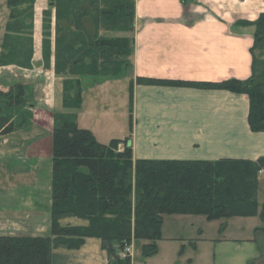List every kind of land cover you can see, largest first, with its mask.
Wrapping results in <instances>:
<instances>
[{
	"label": "trees",
	"instance_id": "trees-1",
	"mask_svg": "<svg viewBox=\"0 0 264 264\" xmlns=\"http://www.w3.org/2000/svg\"><path fill=\"white\" fill-rule=\"evenodd\" d=\"M184 1V0H183ZM9 15L1 40L0 66L30 68L33 52V0H5ZM25 5L26 7L21 8ZM51 50V12L42 16V61L62 77V105L78 109L82 80L118 78L132 68V38L99 36L101 25L132 31L134 0H55ZM250 76L221 82H191L136 78V84L218 89L248 98L247 122L252 132L264 131V12L253 22ZM130 85L128 131L131 132ZM29 86L14 83L0 91V135L24 127L32 118ZM51 133L50 236H0V264H70L56 252L80 249L88 238L98 239L108 264H131L129 255L112 259L134 240L143 241L144 258L158 252L164 215H202L207 220L252 217L264 223V203L258 209L257 160L133 159L124 139L99 143L80 128L74 114L53 112ZM123 145L122 150L118 145ZM76 218L82 226L61 225ZM224 224L221 229L224 228ZM264 234V227L256 229ZM246 264H256L254 260Z\"/></svg>",
	"mask_w": 264,
	"mask_h": 264
},
{
	"label": "crops",
	"instance_id": "crops-1",
	"mask_svg": "<svg viewBox=\"0 0 264 264\" xmlns=\"http://www.w3.org/2000/svg\"><path fill=\"white\" fill-rule=\"evenodd\" d=\"M40 10L41 14V6ZM250 11H243L234 0L185 4L178 0H134L133 30L127 34L132 38V68L118 78L82 80L81 105L71 112L77 125L90 130L103 144L100 137L108 138L109 143L115 139L112 135L118 136L116 139L129 136L133 159L254 161L264 157V131L255 133L249 129L245 95L135 83L136 78L213 83L247 79L252 34L251 30L244 33L233 23L254 19L256 9ZM37 17L41 22V15ZM37 19L31 67L0 66V91L6 92L16 81L29 86L34 100L32 118L24 127L0 135V183L9 188L6 194L0 190V236L50 234L52 113L70 112H65L69 109L62 105L63 78L54 73L53 53L49 67L43 66ZM40 22L38 26L42 28ZM51 29L52 50L53 22ZM131 83L129 133L123 119L129 115ZM119 121L124 125L110 131V126L116 128ZM261 227L264 223L254 228L257 235L253 237L222 235L217 239L252 241L257 247L259 244L260 255L264 234L256 229ZM260 262L264 264V258Z\"/></svg>",
	"mask_w": 264,
	"mask_h": 264
},
{
	"label": "rangeland",
	"instance_id": "rangeland-1",
	"mask_svg": "<svg viewBox=\"0 0 264 264\" xmlns=\"http://www.w3.org/2000/svg\"><path fill=\"white\" fill-rule=\"evenodd\" d=\"M190 2H196V0H178L179 4H185ZM236 3L242 5L243 11L244 8L247 10L256 9V17L252 20L247 19H238L233 23V26L241 28L244 33L251 30L253 32V27L248 25L238 24L239 21L243 22H253L257 19L260 13L264 12V0H234ZM54 2L55 0H33L32 4V25H33V34H34V22H36L37 16L41 15V22L43 12L49 10L51 12V21L54 23ZM5 0H0V45L2 40V35L4 33V27L6 20L9 15L8 8L5 5ZM40 4V5H39ZM227 4L226 8H229L230 5ZM260 5V6H259ZM40 6L43 8V11L40 14ZM259 6V7H257ZM26 7L25 5L21 8ZM227 10V9H226ZM229 10V9H228ZM227 10V11H228ZM231 10V9H230ZM251 12V11H250ZM238 14V13H237ZM241 14V15H240ZM240 16H243L240 13ZM53 19V20H52ZM40 19H37V30L36 33L42 32V28L38 26ZM40 24L42 25V23ZM51 22V26H52ZM134 22V20H133ZM99 28V36L106 38L113 37H129L127 34L131 33L130 31H121L116 29V27L107 25H101ZM232 26V27H233ZM40 31V32H39ZM233 31V29H232ZM33 37V35H32ZM131 57V56H130ZM129 57V59H130ZM131 61V60H130ZM131 69H127L123 75H125ZM122 75V76H123ZM15 83H18L15 81ZM14 84V83H13ZM144 85V84H143ZM11 85L6 89L7 91ZM32 104L34 100L32 97ZM72 110L69 109L65 112H70L67 114H73ZM127 117L123 121L124 124L128 126ZM120 122V123H119ZM118 122L116 128L112 125L110 126V131L118 129L119 124L121 127L124 125L121 121ZM129 127V126H128ZM112 138L118 137L115 135L111 136ZM108 138L100 137L101 141H105V144L109 140ZM110 139V138H109ZM98 141V140H97ZM103 144V143H101ZM122 143L118 145V149L122 150ZM51 149V144H50ZM11 165V164H10ZM9 165V167H10ZM14 165V164H13ZM264 169L259 171L258 178V189H257V202L258 209L264 202ZM262 173V174H260ZM6 177L5 174H3ZM6 183H0V190L4 194L9 189L5 186ZM9 205V204H8ZM262 220L259 217V214L252 217H231L229 219H216V220H207L202 215H188V214H170L163 216V222L161 226V237L158 240V252L150 257L144 258L141 253V248L143 241L134 240L128 246V250L114 251L111 255L112 259H117L129 255L131 258V264H246L252 260L258 263L261 261V257L264 258V250L257 249V244L252 241H239L237 243L227 240H219L217 238L225 235L227 237H242L248 238L255 236L254 228L256 226L262 225ZM61 225H74L82 226L86 224L84 220L76 218H65L60 220ZM225 225L221 229L222 225ZM257 235V234H256ZM50 236V234H49ZM56 252L65 254L68 256V262L70 264H108L107 253L101 249L100 241L94 238H88L85 240V244L78 250L68 251L64 249L56 250ZM258 256L256 257V255ZM259 264H262L261 262Z\"/></svg>",
	"mask_w": 264,
	"mask_h": 264
},
{
	"label": "built area",
	"instance_id": "built-area-1",
	"mask_svg": "<svg viewBox=\"0 0 264 264\" xmlns=\"http://www.w3.org/2000/svg\"><path fill=\"white\" fill-rule=\"evenodd\" d=\"M128 250V246H127V248H126V251Z\"/></svg>",
	"mask_w": 264,
	"mask_h": 264
}]
</instances>
